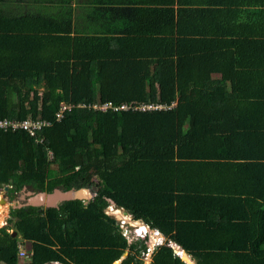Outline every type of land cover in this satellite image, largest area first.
I'll use <instances>...</instances> for the list:
<instances>
[{
	"label": "trees",
	"instance_id": "1",
	"mask_svg": "<svg viewBox=\"0 0 264 264\" xmlns=\"http://www.w3.org/2000/svg\"><path fill=\"white\" fill-rule=\"evenodd\" d=\"M40 1L0 0V118L52 121L43 143L25 131L0 132V187L9 185L11 196L25 186L97 192L88 203L12 208L0 228V262L143 264L147 242H129L106 210L113 199L165 235L152 264H187L170 240L197 264H264V26L205 17L190 26L186 5L195 0L165 9L94 6L87 20L103 25L74 23L73 0L53 10ZM197 11L194 21L204 16ZM105 101L176 104L78 106ZM63 104L72 107L57 120ZM121 210L111 209L133 223Z\"/></svg>",
	"mask_w": 264,
	"mask_h": 264
},
{
	"label": "crops",
	"instance_id": "2",
	"mask_svg": "<svg viewBox=\"0 0 264 264\" xmlns=\"http://www.w3.org/2000/svg\"><path fill=\"white\" fill-rule=\"evenodd\" d=\"M30 3L38 1V0H29ZM62 1V0H60ZM171 1L173 0H73L72 6L74 9V23L76 20L79 23L87 24V23H97L99 21L102 25L105 22L104 19L100 20H90L88 21L87 13L88 11L93 8L94 6H108L107 8L116 7L117 9L120 8H140V9H165L171 5ZM176 1V0H175ZM189 1V0H188ZM101 2V3H99ZM43 1H40L39 4L44 7V9H50L53 10L55 8L61 7L59 4V0H44L45 4H42ZM98 4V5H97ZM175 8L178 6V4L175 3ZM186 8L189 11V18H190V26L191 22L196 23L197 25L203 24L201 22V19L204 17L207 18V24H210L212 22H216L219 25H230L233 24V20H235V24H238L241 19H243L242 24L239 26L244 27H257L258 25L264 26V3H249L246 4L245 2H241V0H234V1H218L212 2L210 0H195V2H188L186 5ZM198 9H204V15L201 18H198L194 21V17H199L200 13L197 11ZM248 9V15L245 16V10ZM211 13H216V17H211ZM228 19V20H227ZM261 19L262 23H259V20ZM259 199V198H257ZM40 207V206H36ZM132 216V215H131ZM146 226V225H145ZM158 230V229H157ZM159 231V230H158ZM160 232V231H159ZM160 236L156 238V242L154 243V250L157 246L164 244L166 237H163V233L160 232ZM162 241V242H161ZM158 243V244H157ZM175 249V248H174ZM153 250V252H154ZM184 250V249H183ZM153 252H150V258L152 260ZM184 252L188 254L191 258V260L187 261V264H193L192 259L194 260L195 264H197V261L193 256L189 253H187L185 250ZM149 255V254H148ZM149 258V260H150ZM186 261V260H185ZM192 263H191V262ZM0 264H3L0 262ZM152 264V261H151Z\"/></svg>",
	"mask_w": 264,
	"mask_h": 264
},
{
	"label": "built area",
	"instance_id": "3",
	"mask_svg": "<svg viewBox=\"0 0 264 264\" xmlns=\"http://www.w3.org/2000/svg\"><path fill=\"white\" fill-rule=\"evenodd\" d=\"M175 104H176L175 102H172L171 104H165L161 102H140V101H130L121 104H116L113 101H105V102H94V103L82 102L79 103L78 106L92 108L94 110H99L103 112H107L109 110L117 112V111H156L160 109L171 108ZM71 107H72L71 105L63 104L61 108L58 110V112H56L55 118L57 120H61L65 110ZM51 123H52L51 120L41 117L34 118L32 116H29L24 119L5 117V118H0V132L25 131L31 137L35 138L36 142L43 143L45 141V136L42 134V131L46 127L50 126ZM50 156L52 157L51 152H50ZM18 247H19L20 255L22 256L28 255V252L26 250V244L24 243V241H20ZM148 251H149V247H148Z\"/></svg>",
	"mask_w": 264,
	"mask_h": 264
},
{
	"label": "rangeland",
	"instance_id": "4",
	"mask_svg": "<svg viewBox=\"0 0 264 264\" xmlns=\"http://www.w3.org/2000/svg\"><path fill=\"white\" fill-rule=\"evenodd\" d=\"M52 168H53V176H56L59 174V170H58V166L57 164H53L52 165ZM28 189L24 190V191H27V192H31L30 195L34 194V192H38L39 190H35L31 187H27ZM81 189H84V188H81ZM86 189H89L87 190V192H85V195L82 196V195H79V194H73L72 196H69L70 198H81V199H91L93 197V195L96 194L97 192V188H86ZM80 190V189H79ZM25 193L23 191H21V193H18L17 195L14 194V196H10L9 198L7 197V200L8 202L7 203H1L3 205H6L7 206V211H6V216L3 218V222H1L0 224V228L2 226H4L7 222H8V219L12 217V214H11V210L13 208V205L17 206V205H20V204H23L25 203L26 201V198L28 196H30L29 194L26 195L25 199L22 200L21 199V196L22 194ZM89 193V194H88ZM2 195H3V192L2 190H0V197H1V200H2ZM0 200V201H1ZM112 207H115V208H119V209H122L121 211L129 216V218L133 221V223L131 221H125V219L123 218H120L118 215H115L111 209ZM107 212L113 216H115L118 221L120 222L122 228H123V231L124 233L127 235L128 239H129V242H133L134 240H136L137 238H141L143 240H145L146 242H149L147 245L149 247V251L148 253L145 255L144 257V260H143V264H151V258L149 257L150 256V252H153L154 248V243L156 242V238H158L161 234L160 232L157 230V229H152L150 226L147 225V228L141 230V231H138L139 227H138V224L135 223V222H140L142 220H137V221H134L135 219H133V217L131 216V214L129 213H125V209L121 208V207H118L116 205H109L107 207ZM143 222V221H142ZM140 222V223H142ZM144 224V223H142ZM150 230H149V229ZM147 231V232H146ZM153 232V233H152ZM153 237L155 240H153ZM151 239V240H150ZM162 242V241H161ZM178 249V248H177ZM178 252V250H177ZM149 254V255H148ZM153 254V253H152ZM179 254V253H178ZM180 255V254H179ZM182 257V256H181ZM150 258V260H149ZM185 258L188 259V255H185ZM185 259V260H186ZM186 262V261H185ZM191 262V261H190ZM192 263V262H191Z\"/></svg>",
	"mask_w": 264,
	"mask_h": 264
},
{
	"label": "water",
	"instance_id": "5",
	"mask_svg": "<svg viewBox=\"0 0 264 264\" xmlns=\"http://www.w3.org/2000/svg\"><path fill=\"white\" fill-rule=\"evenodd\" d=\"M27 187L28 186H25L23 188V190H22L23 192H25L21 196L22 199H25L26 195L27 194L30 195V193H31V192L24 191V190L28 189ZM4 188H5V190L9 191L10 186L9 185H6ZM72 190H76V189L64 190V189H62L60 187H57L52 192H46V191L34 192V194H32V195H30V196H28L26 198L25 203L20 204V205H17V206L13 205V208H20V207L27 206V205L40 206L41 208L59 207L60 204H62L64 201H67V200H70V199H74V198H70L69 197V192L72 191ZM95 195H93V197ZM83 200H85V203H88L90 201L89 199H83ZM109 200H110V203H111L110 205H116V203H115V201L113 199H109ZM1 202L2 203H5V202L7 203L8 202L7 196L4 193L2 195ZM124 212L130 214V212L128 210H126V209H125ZM17 235H18V232L16 230H13L11 232V236H12L13 239H16L17 238ZM148 243L149 242H147V244ZM171 245L175 248V251L177 252V250H178L177 253H179L180 256H182V254H181V252H183L182 247L180 245L176 244L175 242H172ZM127 254H128V251H126L123 254V258L126 257ZM182 258H183V256H182ZM118 262L119 261L115 262L114 264H117Z\"/></svg>",
	"mask_w": 264,
	"mask_h": 264
},
{
	"label": "bare ground",
	"instance_id": "6",
	"mask_svg": "<svg viewBox=\"0 0 264 264\" xmlns=\"http://www.w3.org/2000/svg\"><path fill=\"white\" fill-rule=\"evenodd\" d=\"M87 190H89V189H86V188H84V189H80V190H72V191H70L69 192V196H72L73 194H79V195H82V196H84L85 195V192H87ZM89 194V193H88ZM0 200H1V197H0ZM2 202L0 201V224H1V222H3V218L6 216V211H7V206L6 205H3V204H1ZM6 203V202H5ZM112 208H115V207H112ZM125 219V221H130L129 219H127V217H125L124 218ZM135 221V220H134ZM140 222H142V221H140ZM142 223H144V222H142ZM144 225H146L145 223H144ZM147 226V225H146ZM138 227H139V229H138V231H141V230H143V229H145V228H147V227H145V226H143V225H139L138 224ZM149 229V228H148ZM150 230V229H149ZM147 232V231H146ZM153 233V232H152ZM151 240V239H150ZM153 240H155L154 239V237H153ZM188 259H190L189 258V256H188Z\"/></svg>",
	"mask_w": 264,
	"mask_h": 264
},
{
	"label": "flooded vegetation",
	"instance_id": "7",
	"mask_svg": "<svg viewBox=\"0 0 264 264\" xmlns=\"http://www.w3.org/2000/svg\"><path fill=\"white\" fill-rule=\"evenodd\" d=\"M4 187H5V186H4ZM4 187H0V190H2V192H3L4 194H6V196L9 198V197L11 196V194H10V189H9V191H7V190H5ZM18 193H21V191L17 192L15 195H17ZM21 199H22V198H21ZM22 200H24V199H22Z\"/></svg>",
	"mask_w": 264,
	"mask_h": 264
},
{
	"label": "clouds",
	"instance_id": "8",
	"mask_svg": "<svg viewBox=\"0 0 264 264\" xmlns=\"http://www.w3.org/2000/svg\"><path fill=\"white\" fill-rule=\"evenodd\" d=\"M136 220V219H135ZM143 221V220H142ZM144 222V221H143ZM145 223V222H144ZM148 225V224H147ZM149 226V225H148ZM163 237L165 238V235L163 234ZM166 241V240H165ZM172 242H174V241H172V240H170L168 243H170V245H171V243ZM177 244V243H176ZM179 245V244H178ZM183 249V248H182ZM184 251V250H183Z\"/></svg>",
	"mask_w": 264,
	"mask_h": 264
}]
</instances>
